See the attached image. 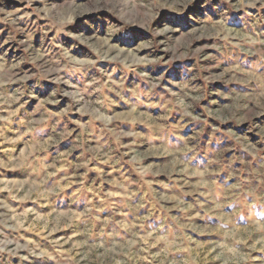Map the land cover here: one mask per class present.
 <instances>
[{
	"label": "rangeland",
	"instance_id": "1",
	"mask_svg": "<svg viewBox=\"0 0 264 264\" xmlns=\"http://www.w3.org/2000/svg\"><path fill=\"white\" fill-rule=\"evenodd\" d=\"M0 264H264V0H0Z\"/></svg>",
	"mask_w": 264,
	"mask_h": 264
},
{
	"label": "crops",
	"instance_id": "2",
	"mask_svg": "<svg viewBox=\"0 0 264 264\" xmlns=\"http://www.w3.org/2000/svg\"><path fill=\"white\" fill-rule=\"evenodd\" d=\"M34 132H35V134L31 135L32 137H31L30 135H29L28 137H29V138H37V137H40V138H41V137L43 136L42 133H41V131H39V133H36V132H38V131L35 130ZM30 170H31V169H30Z\"/></svg>",
	"mask_w": 264,
	"mask_h": 264
}]
</instances>
